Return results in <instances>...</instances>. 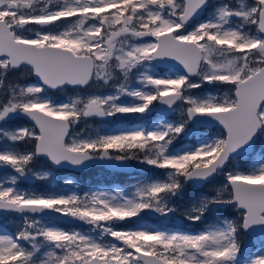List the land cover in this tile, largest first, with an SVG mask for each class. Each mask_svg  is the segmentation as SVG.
Segmentation results:
<instances>
[{"label":"snow or ice","instance_id":"1","mask_svg":"<svg viewBox=\"0 0 264 264\" xmlns=\"http://www.w3.org/2000/svg\"><path fill=\"white\" fill-rule=\"evenodd\" d=\"M161 64L167 71L155 70ZM19 72L31 81L16 79ZM205 84L228 90L193 94ZM52 90L73 94L57 101ZM156 108L179 115L148 126L72 130ZM13 117L30 126L5 128ZM197 124L219 131L177 148L174 141ZM260 137L264 0H0V169L14 173L0 180V211L21 218L14 232H0V264H264V249L241 256L240 240L242 231L264 232V152L244 169L232 163ZM39 159L59 167L135 160L164 176L130 191L83 195L19 188L29 175L51 178L33 170ZM216 176L222 186L182 215L195 225L223 206L237 218L200 230L133 223L145 212L177 213L186 185ZM50 214L88 229L60 227Z\"/></svg>","mask_w":264,"mask_h":264},{"label":"trees","instance_id":"2","mask_svg":"<svg viewBox=\"0 0 264 264\" xmlns=\"http://www.w3.org/2000/svg\"><path fill=\"white\" fill-rule=\"evenodd\" d=\"M15 78L19 80H28L31 81V78L24 74L23 72H19L15 74ZM108 89H105V91H108ZM53 97V99L60 101L65 99L67 96L72 95L71 92L68 93H57L56 91H51L49 93ZM5 128L11 130L17 127L21 126H30L27 122L24 120L13 117L12 119L8 120L7 123L3 125ZM128 127V120L124 117H121L119 115L107 119V120H98L97 118L90 119L87 122H81L77 126L73 127V132H79L82 128L86 130H92L95 128H102L105 130H116L119 128H127ZM215 131H219L218 129H214ZM209 132L208 130H206ZM181 139L178 138L177 142L180 144ZM184 143L191 145L192 142L190 141H184ZM240 163V168L244 169L247 167L245 161H241V158L236 159ZM132 163L135 162V160H130ZM34 171H50L51 172V178L46 180H40L37 178H34L33 176L29 175L25 178H22L18 182V187L24 190L28 191H35V192H53L56 191L59 187H61L63 184L60 183V175L63 174L66 177L72 178L76 182V188L74 190L77 191V193L81 194L84 191H87L91 188H111V187H120L126 189V191H130L131 187L133 185H137L142 182L145 177H151L152 179L155 178V176H152L150 173H138L136 172L135 175L130 176V178L127 175H118L116 173H111L108 171H105L104 169H101L98 166H92L89 169H87L84 172L77 173L74 171H68L64 169H54L51 166H49V163L46 162L43 159H39L37 162L33 165ZM151 172H155L152 170ZM11 169H0V180H6L9 176L13 175ZM147 174V175H146ZM55 175V176H53ZM157 178H162L160 176H156ZM195 191L193 189H189L186 192H183L180 197L175 198L174 206L178 209L192 206L196 202V195ZM180 213V211H178Z\"/></svg>","mask_w":264,"mask_h":264},{"label":"rangeland","instance_id":"3","mask_svg":"<svg viewBox=\"0 0 264 264\" xmlns=\"http://www.w3.org/2000/svg\"><path fill=\"white\" fill-rule=\"evenodd\" d=\"M231 2L235 4L237 2V0H231ZM244 2L245 3H251V1H249V0H244ZM210 92L212 94H214V95H223V93L226 92V91L225 90L222 91L218 87H214L212 89V91H210ZM207 93H209V92H207ZM207 93H205V94H207ZM154 110L155 109H153L151 112H154ZM151 112H147V113H151ZM178 115H179L178 112H171L170 117L167 118V119L168 120H175ZM119 116L124 117V118H126L129 121V119L130 120H133L135 118L136 114H124V115H119ZM97 119L98 120H102V118H97ZM153 121H158V120H152V121H149V119L148 120L147 119L146 120H142L141 123L138 124V126H148ZM214 129H217V128H209V129H205V128H195L196 131L194 133H190L187 136L180 137V139H181L180 144H178L175 141H174V144L176 145L177 148L181 147L182 145H189V144L184 143V141H190V142H192V144H194L196 142V140H197L198 137L202 139L205 135H210V134H214L215 132H217ZM206 130H208L209 132H207ZM257 152H264V137H260V138L257 139V143H256V145H255V147L253 149V152L247 158H243L242 157L241 158V161H245V163H246V165L248 167L249 164L252 161L253 156ZM232 163L239 166L241 162H239L238 160L234 159ZM133 164H134L135 169H136L135 172L143 173V174H145V173H149L150 174L151 173L152 176H155L154 179H156V176H160L162 178L164 176V172L161 169H157V168H154L152 166H148L146 164H141L138 161H135ZM231 166L232 165H230V167ZM152 170H154L155 172H151ZM53 176H55V175H53ZM59 179H60V183L63 184V185L61 187H59L56 191L54 190L53 192H77L76 190H74V188H76V182L72 178L66 177L65 175L61 174L60 177H59ZM67 180H71L72 183L71 184H67L66 183ZM150 180H152L151 177H145V179L142 182L140 181L139 184L148 182ZM222 183H223V177L222 176H216L208 185L203 186L201 188V194L195 193L196 199L198 200L201 196H204V195H212V194H214L215 190L217 188H219V187L222 186ZM115 188H117V186H115V187L113 186L111 188H101V187L91 188V189H89L87 191L82 192L80 195H83L85 192H89V191H96V190H99V191L108 190V191H110V190H113ZM118 188H120V187H118ZM130 188H132V187L130 186ZM121 189H124V188H121ZM189 189H191V186L190 185H186V188H185V191L184 192H186ZM124 190H126V189H124ZM189 207H191V206H188V207H184V208L179 209L180 214L177 213L178 216H181L182 218H184L183 215H182L183 210L185 208H189ZM234 211H235V208L234 207H226L221 212V214H225L226 213L227 214V216H226L227 218L234 219V218H236L235 217L236 215H235V212ZM208 213L209 214H212L215 217V220L216 221L214 223H216L217 220H222L223 219V218H220L219 217V213L216 210H214L213 208ZM160 218H161V216L159 214H156V213H153V212H145V213H143L141 215V217H140L139 220H134L133 223H135L137 225H140V226H144V227L161 228V229L173 230V229L168 228V227H166V228L156 227V226H154V225L151 224V221L152 222H155V220H158ZM18 224H19V222H17V221L16 222H14V221L11 222L8 217L4 216V214H0V232H7L6 231L7 226H10L15 231L16 230V227L18 226ZM53 224H55V223H53ZM55 225H57V224H55ZM125 226L131 227L132 225L131 224H128V225H125ZM205 226H207V225H205ZM205 226H203V227H205ZM69 228H74L76 230H87L88 229V226L81 224V227L80 228H76V227H69ZM261 249H264V245H263L262 248L261 247H258L253 253L258 252Z\"/></svg>","mask_w":264,"mask_h":264},{"label":"flooded vegetation","instance_id":"4","mask_svg":"<svg viewBox=\"0 0 264 264\" xmlns=\"http://www.w3.org/2000/svg\"><path fill=\"white\" fill-rule=\"evenodd\" d=\"M249 1L252 2V0H249ZM210 11H211V9H209V12H210ZM208 14H209L208 12H205V13H204V16L206 17ZM155 70L158 71V72H163V71H167V68L158 66ZM213 88H214V87L205 84V85H203L200 89H198V90H193V94H196V95H203V94H205V93H207V92L212 91ZM218 88L221 89L222 91H224V90L227 91V90H228V89L225 88V87H218ZM110 90H111V89L109 88L108 91H110ZM156 109H157V108H156ZM156 109L154 110V112H151V113H145L139 121H135V119H133V120H130V119H129V121H128V127L138 126V124H140L142 120H146V119H147V120L149 119V121H152V120H159V119H153V117H154L155 114H156ZM170 115H171V113H170ZM170 115H169L168 117H165V118H166V119L169 118ZM29 125H30V124H29ZM205 129H209V128H205ZM217 129H218V128H217ZM218 130H219V129H218ZM256 143H257V140H256ZM256 143L254 144V147H255ZM249 156H250V155H249ZM240 158H242V157H240ZM243 158H244V157H243ZM130 162H131V161H130ZM98 167H100L101 169H104V168L101 167V166H98ZM134 167H135V166H134ZM104 170H105V171H108V170H106V169H104ZM135 170H136V169H135ZM108 172H111V171H108ZM111 173H116V172H111ZM116 174H118V175H127V176L130 178V176L135 175V172H134L133 174H124V173H116ZM214 178H215V177H214ZM214 178H212L210 181H208L207 183H205L204 185H202L201 187H199V188H197V189H193L192 186L190 185V186H191V189L196 190L195 193H199V194H201V188H202L203 186L208 185V184H209ZM224 208H226V207H223V206H221V207H213V209L216 210V211L219 213V217H220V218H225V217L227 216L226 213H225V214H221V212L224 210ZM234 212H235V215H236L235 217L237 218L239 214H238V212H236V210H235ZM177 213H179V212H177ZM177 213L171 215V217H170L169 219L172 220L176 215H178ZM1 214H4V216L8 217L9 220H10L11 222H12V221H14V222L17 221V222L20 223V221H21V218H17V217H15V216L12 215V214H9V213H1ZM179 214H180V213H179ZM217 216H218V215H217ZM233 217H234V216H233ZM47 220H49L51 223H55V224H57V225H59V226H61V227H66V228H69V227L80 228V227H81L80 222L70 224V223H65V222L59 221V220H53V219H47ZM183 220H184V224L181 225V226H174V225H165V226H161L160 224H158V222H157L158 220H155V222H152V221H151V224L154 225V226H156V227H163V228L168 227V228H171V229H185V228H187L188 230H200L203 226H205V225H209V224H213V223L216 221V220H215V217H214L212 214H209V213L206 214V216L204 217L203 222H201V223H197V224H195V225L190 224V223L187 222L184 218H183ZM6 231L9 232V233L14 232V230H13L10 226H7ZM244 239L248 240V242L252 245L251 249H250V250H249L244 256L252 254V253H253L258 247H261V248H262L263 245H264V237H262V236H260V235H257V234H245L244 232H241V233H240V240H241V242H242ZM241 256H242V255H241Z\"/></svg>","mask_w":264,"mask_h":264},{"label":"water","instance_id":"5","mask_svg":"<svg viewBox=\"0 0 264 264\" xmlns=\"http://www.w3.org/2000/svg\"><path fill=\"white\" fill-rule=\"evenodd\" d=\"M159 66L167 68L166 64H161ZM52 91H55V90H52ZM170 113L171 112L162 113L159 110V108H157L156 109V114L153 117V119H159L162 115H164L165 117H168L170 115ZM143 115L144 114H136V116L134 118L135 121H139L142 118ZM18 118H20V119L24 120L25 122H27L28 124H30V122L27 120V118H24V117H18ZM194 127L195 128H217V127H215L214 125H211V124H197ZM92 166H101V167H103L104 169H106L108 171L116 172V173L133 174L135 172L134 164H132L130 162V160L125 162V163H122V164L119 163V162H115V161L108 162V163L97 161V162H94L92 164L86 165L85 167H74V166H69V165H66V164L64 166H62V167L54 166V165L51 166V167L54 168V169H64V170H68V171H74V172H77V173H81V172L86 171L87 169H89ZM210 180L211 179H209L208 181H210ZM204 184H202V185H204ZM202 185H199V186H192L191 185V186H192L193 189H197V188L201 187ZM1 213H6V212L0 211V214ZM9 214H12V215H14L17 218H20L18 214H14V213H9ZM170 217H171V215L167 216V217H161L160 219H158L157 222L161 226H165V225L181 226V225L184 224V220H183V218L181 216L176 215L172 220L169 219ZM46 219L59 220V221H62V222H65V223H70V224L77 223V222H74V221H70L67 218L59 216L57 214H50L49 216L46 217ZM242 232H244V231H242ZM244 233L245 234H257V235H260V236L264 237V232H262L261 229L258 228V227L254 228L251 232H244ZM242 244H243L244 247H243L241 255L244 256L251 249L252 245L246 239H244L242 241Z\"/></svg>","mask_w":264,"mask_h":264}]
</instances>
